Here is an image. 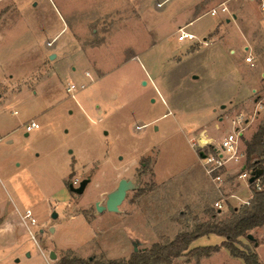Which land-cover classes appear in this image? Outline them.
I'll return each instance as SVG.
<instances>
[{
  "label": "rangeland",
  "instance_id": "1",
  "mask_svg": "<svg viewBox=\"0 0 264 264\" xmlns=\"http://www.w3.org/2000/svg\"><path fill=\"white\" fill-rule=\"evenodd\" d=\"M54 1L56 10L48 0H0V64L18 76L0 82V264L128 258L134 245L147 249L243 204L245 141L264 124L259 0H142L143 21L132 12L125 41L110 35L120 28L108 19L74 28L78 46L94 47L80 56L46 45L66 15ZM180 30L197 39L179 42ZM32 117L39 127L26 135ZM235 129L239 162L210 172L198 151ZM84 179L83 193L70 190ZM121 179L132 186L118 211H98ZM25 210L36 223L29 229ZM250 234L257 244L241 237L236 245L264 264V226ZM187 261L243 264L225 250L171 264Z\"/></svg>",
  "mask_w": 264,
  "mask_h": 264
},
{
  "label": "trees",
  "instance_id": "2",
  "mask_svg": "<svg viewBox=\"0 0 264 264\" xmlns=\"http://www.w3.org/2000/svg\"><path fill=\"white\" fill-rule=\"evenodd\" d=\"M244 168L250 171L261 170L264 181V124L259 125L249 140L245 141ZM251 196L239 207H233L224 218H216L211 212L210 218L196 223L189 230H181L173 238L161 236L149 248L133 251L128 258L110 259L107 261L65 258L64 264H171L176 258L196 254L209 256L224 247L232 257L240 258L243 264H261L256 251L248 248L240 249L236 244L240 238L250 231L264 225V190L256 188L254 181L249 182ZM215 234L223 237L219 245H205L189 248L197 238ZM253 244L256 240L248 239Z\"/></svg>",
  "mask_w": 264,
  "mask_h": 264
},
{
  "label": "crops",
  "instance_id": "3",
  "mask_svg": "<svg viewBox=\"0 0 264 264\" xmlns=\"http://www.w3.org/2000/svg\"><path fill=\"white\" fill-rule=\"evenodd\" d=\"M48 1L50 3L51 7L55 8V10H56L57 5H56L55 1L54 0H48ZM70 1L61 0L62 8H63L62 10L66 12L65 13L66 15H63V13H60L58 27L54 31L51 38L49 40H47V42H46V45L51 48L50 53L52 51H56V52L60 51L62 53H65V52H68L69 48H70L73 50L72 52L75 54V56H80V54H82V53L84 54L86 52V50H88L90 48H94V47H84L81 45L78 46L77 43H79V40L76 38L74 28L80 29V28H83L84 26L88 27V26L96 25L99 22H103V21H106L108 19L109 21L114 22V26H117V28H120V29H117L114 32L110 33V35L118 36L119 37L118 40L125 41L126 33L128 32L127 29L130 27L129 23L131 22L130 19L132 18V12L136 11L138 13V15H136L137 16L136 17V19H137L136 23L137 24L141 23L143 21L142 17H143V10L144 9H143L142 4L140 3V2H142V0H102V1H100V0H76L77 3L74 5ZM164 1L165 0H162V1H159L157 3H159L161 5L162 2H164ZM96 5H98V6H96ZM234 10L235 9H231L230 12H231L233 18H236V13L234 12ZM66 16H69L70 18H72V20L69 21L68 19H66L67 18ZM192 21H193V19L188 24H190ZM226 21H229V19L227 18ZM187 25H186V27H187ZM184 31L188 32L186 30H184ZM196 39H197V37H196ZM193 40H195V39H192V40L186 39V40L179 41V42H187V41H193ZM250 42H252V41L248 42L245 49L249 50L247 53H251V54L255 53L256 54L257 51L255 49V45L250 43ZM54 56H55V53H54ZM247 62H250V61H247ZM9 72L10 71H7L6 69H4L0 64V82L6 83L7 85H11V83H13L14 81H16V79H18V76H17V78H15L14 74H10ZM86 74L88 76H90V74L88 72H86ZM261 76H264V72H262ZM253 89H256V88L252 87L251 91ZM249 95H250V93L247 92L248 97H249ZM14 111H16V112L14 113ZM44 111L45 110L41 111L37 116L41 115ZM13 114H17V110H13ZM30 120H34L35 122H37L35 117L30 118L26 122H28ZM38 127H39V124H38ZM34 129H36V128H34ZM254 132L255 131L252 130L251 134L248 135L247 138H251V136L253 135ZM27 134H28V132H26V135ZM250 196H251V194L249 191L247 198L244 200H241L242 203H245L250 198ZM262 226H264V225H262ZM261 227H258L255 229L258 230ZM222 240H223V238L221 236H218L215 234L204 235V236L197 238L193 242H191L189 248H193V247H197V246H205V245H215V244L219 245ZM219 250H225L228 253V251L224 247H221ZM235 258H237V257H235ZM238 259H240V258H238ZM181 264H191V263L189 261H187V262H184Z\"/></svg>",
  "mask_w": 264,
  "mask_h": 264
},
{
  "label": "built area",
  "instance_id": "4",
  "mask_svg": "<svg viewBox=\"0 0 264 264\" xmlns=\"http://www.w3.org/2000/svg\"><path fill=\"white\" fill-rule=\"evenodd\" d=\"M258 4H259L260 9L264 11V0H259ZM220 11L226 12L227 9L225 6H221ZM216 12L217 10L215 8H212L210 11L211 14H216ZM177 39L178 41H183L186 39H189V40L196 39V37L194 36V34L190 32H185L184 30H180V34L177 36ZM245 60L251 61L252 57L247 56ZM82 87L83 86L81 85V88ZM75 89H76V85H74L73 83L69 84L67 87V91H74ZM258 106L260 108L262 107L261 104H259ZM15 112L16 111H14V113ZM37 127H38V123L35 122L34 120H30L24 124V129L26 132H30L31 130ZM240 134H241V131L235 129L231 133H228L226 136H224L218 145H212L210 146V149L208 150L201 148L198 151V153L202 152L204 154V156L201 158L207 165L210 166L209 168L210 172L223 167L227 161L230 162L233 160L234 162H239V157L241 154L238 153L237 143H238ZM1 138L2 137L0 135V139ZM204 145L208 147L206 143L201 144V146H204ZM252 172L253 171L247 170L243 166L241 172L238 174V177L243 178L248 181ZM262 177L263 176H261L260 174L258 177H256L253 180L256 188L259 190H264V181H262ZM214 205L216 208L222 207L220 200H216L214 202ZM22 217L24 220L26 219L25 222H26L28 229L30 226L36 224L35 219L32 217V213L30 210H25L24 213L22 214Z\"/></svg>",
  "mask_w": 264,
  "mask_h": 264
},
{
  "label": "water",
  "instance_id": "5",
  "mask_svg": "<svg viewBox=\"0 0 264 264\" xmlns=\"http://www.w3.org/2000/svg\"><path fill=\"white\" fill-rule=\"evenodd\" d=\"M53 57H54V54H51L50 58H53ZM198 154L200 157L204 156V154L202 152H199ZM261 172H262L261 170L253 171L251 173V176L248 179V182L253 181L256 177H258L261 174ZM88 181H89L88 179L81 180L78 187H73L72 185H70V190H72L74 193L81 194L84 192V189H85ZM131 186L132 185H131V182L129 180H126V179L119 180L117 187L107 194L104 206L99 205L98 210L105 208L108 211H113V212L118 211V206L120 205V203L125 198L126 192ZM52 216L54 217V216H56V214L53 213ZM247 238L253 239L252 234H248ZM254 244H257V243L255 242ZM133 250L138 251V248L136 247V245H134ZM49 256L51 258H54L55 257L54 252L51 251Z\"/></svg>",
  "mask_w": 264,
  "mask_h": 264
},
{
  "label": "bare ground",
  "instance_id": "6",
  "mask_svg": "<svg viewBox=\"0 0 264 264\" xmlns=\"http://www.w3.org/2000/svg\"><path fill=\"white\" fill-rule=\"evenodd\" d=\"M204 139H202V141H203ZM100 205V202L99 201H97L96 202V207H97V210H98V206ZM99 211V210H98Z\"/></svg>",
  "mask_w": 264,
  "mask_h": 264
}]
</instances>
